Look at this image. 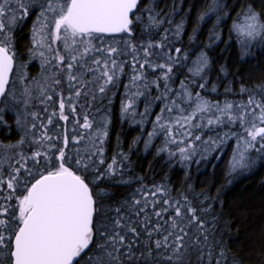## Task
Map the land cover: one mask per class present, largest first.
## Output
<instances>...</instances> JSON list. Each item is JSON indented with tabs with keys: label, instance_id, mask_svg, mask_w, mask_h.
I'll return each mask as SVG.
<instances>
[{
	"label": "snow or ice",
	"instance_id": "1",
	"mask_svg": "<svg viewBox=\"0 0 264 264\" xmlns=\"http://www.w3.org/2000/svg\"><path fill=\"white\" fill-rule=\"evenodd\" d=\"M227 7L211 0L199 14L198 27L215 19L212 42H223ZM169 15L175 13L157 10L155 0H0V126L13 130L5 119L11 114L19 135L15 142L0 141V264H246L229 243L235 235L230 225L219 227L212 214L215 197L205 191L192 198L183 190L173 195L163 183H141L126 198L113 191L144 179H124V162L131 161L123 150L106 161L111 115L96 107L105 99L111 105L108 93L119 86L126 66L121 115L143 124L155 102L163 104L146 151L163 134L158 153H179L187 164L197 154L204 159L220 151L222 158L223 147L235 138L226 176L251 172L264 161V81L248 86L240 79L238 94L237 81H229L223 102L194 91L215 93L221 85L209 88L207 51L192 59L189 50L175 47L184 22ZM33 16L29 60L23 62L16 33ZM228 39L225 51L235 42L243 62L255 59L254 47L264 54V3L240 6ZM37 58L40 72L31 77L28 63ZM184 67L188 76L174 88ZM219 70L224 78L232 75L226 65ZM153 90L159 94L135 121L138 101ZM231 94L243 98L228 99ZM70 116L71 133L66 126L51 132ZM221 126L228 130L204 139L205 129ZM237 126L241 132L233 130ZM170 145H177L176 152ZM260 259L264 264V255Z\"/></svg>",
	"mask_w": 264,
	"mask_h": 264
},
{
	"label": "trees",
	"instance_id": "2",
	"mask_svg": "<svg viewBox=\"0 0 264 264\" xmlns=\"http://www.w3.org/2000/svg\"><path fill=\"white\" fill-rule=\"evenodd\" d=\"M143 2L147 3L148 0H143ZM210 2L211 0H155L157 10L166 15L175 13V15L168 17L174 23H180L181 20L184 22V32L180 41H174L175 47L189 50L192 59L201 50H205L212 59V70L208 74V79L211 81L209 88L216 83L221 86L215 93L199 88H194V91L202 92L211 100L223 102L226 98L224 89L228 86L229 81H237L233 84L234 92L237 94L239 93L238 81L240 79H243L248 86L264 81V54H262L261 49L254 47L251 51L255 59H247V62H243L239 57L238 46L235 42H232L231 47L225 51V46L229 43L228 29L235 21L240 6L249 0H221V3H226L228 6L225 9L228 12V18L220 26L223 42L210 41V33L215 23L214 18L199 23L198 27L199 14ZM262 3L264 0H256L258 8ZM34 19L33 16L21 22V27L16 33L17 51L21 54L23 62L29 60L27 49L31 47L30 30ZM163 27L171 28L174 27V24L166 23ZM197 28L196 40H190L189 38L193 36V29ZM139 37L140 34L137 33V38L139 39ZM210 43L211 47H208ZM124 59L129 58L124 57ZM220 65H226L232 75L224 78V74L219 70ZM39 69L40 65L37 59L28 63L27 72L31 77L38 76ZM127 69L129 70V67ZM128 75L129 72L122 77L119 86L108 93V97L112 99L111 105L108 104V99H105L103 104L98 101L96 105L102 111L107 108L111 115L109 137L105 143L106 161L110 163L111 158L118 151L123 150L125 153H129L131 161L130 165L128 161L124 162L126 165L124 179H128L129 176H142L144 178L138 183L115 187L113 191L116 193V198H126L129 193L140 187L141 183L148 186L163 183L173 195H178L183 190L187 192L190 198L203 190L209 197H215V200L210 202L214 209L212 214L219 217V227L223 228L224 223L227 222L231 232L235 234L229 240L233 252L242 256L246 264H261L260 257L264 255V161L258 162L251 172L226 176V166L232 154V142L223 150V156L220 159H217L220 157V152L217 151L204 159H201L199 154L193 155L191 161L184 164L180 162L179 153L172 157H169L167 152L158 153V149L165 140L163 134L154 138L146 151L145 141L148 140V133L153 131L152 124L163 104L161 101H156L143 124L134 122L131 115L122 116L121 102L126 99L123 85L128 83ZM187 76V67H184L177 73L173 87L178 88L180 80H184ZM113 92L115 96H112ZM158 94L157 91L153 90L147 99L140 98L139 107L136 108L138 115L135 116V121L141 120L142 117L139 114L144 113L145 104ZM227 98L238 100L243 97L231 94ZM66 114H68L67 109ZM5 119L13 126V130L9 132L6 127L0 126V141L4 143L15 142L19 139V135L15 129L14 117L7 114ZM65 126L71 133L74 127L72 116L68 122L57 121L55 126L51 128V132L55 134ZM220 128L216 131H220ZM76 134H81L78 126ZM170 147L173 152H176V145H170ZM228 180H231V183H228ZM189 186L191 187L189 188ZM101 187H105V185L102 184ZM200 199L203 197L197 198V200Z\"/></svg>",
	"mask_w": 264,
	"mask_h": 264
},
{
	"label": "rangeland",
	"instance_id": "3",
	"mask_svg": "<svg viewBox=\"0 0 264 264\" xmlns=\"http://www.w3.org/2000/svg\"><path fill=\"white\" fill-rule=\"evenodd\" d=\"M99 46V45H98ZM127 57V56H126ZM129 58V57H128ZM195 58V57H194ZM193 58V59H194ZM130 59V58H129ZM127 60V59H126ZM37 61H38V63H39V65H40V61H39V59L37 58ZM127 67H129V66H126V73H128L129 72V75H130V67H129V70L127 69ZM128 71V72H127ZM39 72H40V69H39ZM178 87H179V84H178ZM139 107V104L137 103V105H136V108H138ZM174 115H178V113H175ZM61 122H63V121H61ZM229 127H231V126H229ZM220 128V127H219ZM218 128H214L213 130H207V129H205L204 130V139H207V137L208 136H216L217 135V133H219V134H223V132L224 131H226V130H228L227 128H225V127H223V126H221V128H220V131H216ZM233 130H235V131H237V132H241L242 131V129L240 128V127H235ZM194 134H197V135H199V134H201L200 133V131H196ZM230 142H232V151H233V149L235 148V138H232V139H230L229 141H228V143L223 147V149H222V151L223 150H225L226 149V147L230 144ZM177 146V145H176ZM179 146H182L183 147V144H180ZM220 152V151H219Z\"/></svg>",
	"mask_w": 264,
	"mask_h": 264
}]
</instances>
